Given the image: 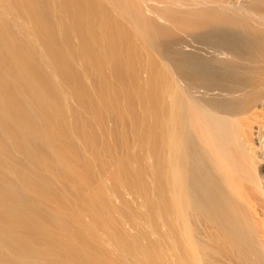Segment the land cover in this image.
<instances>
[{
  "label": "bare ground",
  "instance_id": "1",
  "mask_svg": "<svg viewBox=\"0 0 264 264\" xmlns=\"http://www.w3.org/2000/svg\"><path fill=\"white\" fill-rule=\"evenodd\" d=\"M101 221L145 264H264V0H0V264H126Z\"/></svg>",
  "mask_w": 264,
  "mask_h": 264
},
{
  "label": "rangeland",
  "instance_id": "2",
  "mask_svg": "<svg viewBox=\"0 0 264 264\" xmlns=\"http://www.w3.org/2000/svg\"><path fill=\"white\" fill-rule=\"evenodd\" d=\"M179 9V8H178ZM176 10H177V8H176ZM171 16V15H170ZM170 18V17H169ZM160 21H161V23H160ZM157 22V25L158 26H160V27H164L165 26V24H166V21H162V20H158V21H156ZM159 22V23H158ZM162 23H165L164 25L162 24ZM190 39H188V37L185 39V42L182 44L184 47H183V49H182V52L180 51V53L179 52H177V51H175V52H173L172 54H170V59L169 60H171L173 63H176V62H180L181 61V59L183 58H181V56H183V55H181V53L182 54H184V60L182 59V61H184V63L187 65V67L189 68V66H190V69H191V74L193 75V77L194 78H197V76H199L200 74L199 73H201V75H204L205 74V76H207L206 74H208L209 73V71L210 70H212L209 66H210V64L208 65V63H207V56H209V55H207L208 53L206 52L207 51V46L204 44V45H201V44H199V45H201V48L202 49H204V50H206V51H204L203 50V53H200L199 55H200V57H199V59L201 60V63L202 64H204L203 66H202V64H199V62H200V60H198L197 62L195 61V60H197V58H196V55L194 54L195 53V50H197L198 49V46L196 45V47L195 48H192V46L194 45L195 46V41L193 42V38L192 37H189ZM192 38V39H191ZM177 39H179V38H176V40ZM192 42H191V41ZM178 41V40H177ZM189 41V45L191 46H189L188 45V47H190V48H185V47H187V44H185L186 42H188ZM205 41L203 40L201 43L203 44ZM195 43V44H194ZM194 50L193 51V53H192V49ZM190 49V50H189ZM187 51V52H186ZM190 52V54H189V52ZM185 52V53H184ZM206 52V53H205ZM177 53H179V54H177ZM186 54H188V55H186ZM201 54H203V55H201ZM207 56H206V55ZM179 55V56H178ZM192 55L194 56L195 55V59L194 58H191L192 57ZM205 55V56H204ZM174 56V57H173ZM188 56H190V58L188 57ZM177 57V58H176ZM181 59H180V58ZM187 57V58H186ZM206 57V58H205ZM179 58V60H177ZM204 58V59H203ZM189 59H190V61H189ZM202 59L204 60V61H206L205 63L202 61ZM206 59V60H205ZM176 60V61H175ZM195 63H197V64H199V65H196ZM194 65V66H193ZM208 65V66H207ZM195 66H200L201 68H202V70L204 69V70H206V68H207V72L206 71H204L205 73H203V71L202 72H200V67L198 68V67H195ZM204 66H207V67H205V68H203ZM198 68V69H197ZM209 68H210V70H209ZM195 69H196V72H197V75H196V73H195ZM197 70H199V71H197ZM193 71V72H192ZM199 74V75H198ZM261 140H262V138H261ZM9 167H12L11 169H13V170H17V171H19L20 173H26L28 176H27V179L28 180H32V182L30 183L31 185H32V188L34 189H38L39 187L37 186V183H36V181H35V178H38L39 177V175L40 174H38V172H36V170L35 169H33L32 168V166H30V169H23V168H21L17 163H15V164H13L12 162L9 164V166H8V168ZM29 175H30V177H29ZM116 217V215H114L113 214V219ZM108 225V224H107ZM103 221H101V222H98V223H96L94 226H96L95 227V229H97L98 230V232L100 233V234H102V237L104 238V241H105V244H113L114 246H115V250L117 251V252H121V256H122V260L126 263V264H145L143 261H139L138 259H136L135 257H133L132 255H130V253H128L127 252V247H126V245L123 243V242H121L118 238H117V236H116V234H115V229H118L119 227H118V225L116 224V223H114V222H111V224H109L108 226H107ZM102 244V243H101ZM116 255H117V253H116ZM115 255V253L113 254V255H111V260H110V262H111V264H119L118 262H117V256Z\"/></svg>",
  "mask_w": 264,
  "mask_h": 264
}]
</instances>
